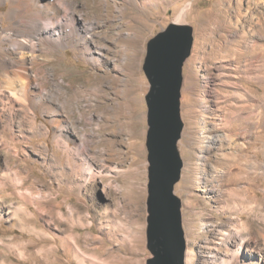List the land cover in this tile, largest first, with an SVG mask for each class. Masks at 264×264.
Segmentation results:
<instances>
[{
	"label": "rangeland",
	"instance_id": "374dc122",
	"mask_svg": "<svg viewBox=\"0 0 264 264\" xmlns=\"http://www.w3.org/2000/svg\"><path fill=\"white\" fill-rule=\"evenodd\" d=\"M83 1L74 0L79 5ZM86 1L90 10L76 9L81 21L85 15L94 19L95 3L101 15L125 10L142 34L135 40L130 38L133 31L129 36L124 32L117 39L119 49L117 40L106 39L107 61L100 65L74 46L49 54L37 48L35 55L43 61L37 84L62 112L58 127L39 100L25 105L0 87V264H146L151 258L146 248L144 100L149 84L142 65L147 42L170 24L193 29L182 70L178 149L183 167L174 187L182 203L185 264H252V256L264 248V23L254 11L256 1ZM222 6L231 16L240 6L241 18L229 20L236 29L230 25L218 33L213 18ZM8 8V3L0 5V12ZM183 8L184 20L175 22ZM262 8L264 12V4ZM102 19L105 27L97 33L117 32ZM115 20L120 33L123 20ZM12 23L2 19L0 30ZM222 34L233 40L235 49L253 46L257 67L241 63L238 72L237 64L221 57L216 45L224 44L218 38ZM199 35L204 38L202 54L195 53ZM133 46L139 51L134 62L129 59ZM7 48L2 42L0 49ZM221 65L227 67L221 70ZM235 82L251 96L235 99ZM208 84L222 94L218 107L224 105L226 111L212 114ZM235 107L238 112L232 115ZM211 124L216 130L207 140ZM137 213L140 228L134 223ZM138 228L141 242L132 238Z\"/></svg>",
	"mask_w": 264,
	"mask_h": 264
},
{
	"label": "bare ground",
	"instance_id": "6f19581e",
	"mask_svg": "<svg viewBox=\"0 0 264 264\" xmlns=\"http://www.w3.org/2000/svg\"><path fill=\"white\" fill-rule=\"evenodd\" d=\"M150 1L152 2L153 0H146L147 3H151ZM224 1L226 2L230 0H223V2ZM255 1L254 11H256L258 17H260L264 23V12L259 10L263 9L262 4H264V0ZM168 2L169 0H161L163 5ZM5 3L9 4V8L4 13L0 12V21L6 18L8 21H13V23L12 27L0 30V45L2 42H5L10 46V49H0V87L8 93L9 98L19 101L25 105H32L33 101L39 100L38 102H40L39 104L41 105L42 111L50 117L54 127H58L59 123L61 124L60 121H62L63 116L59 106L56 107V104L51 101L52 96L48 95L50 92L45 91V89L41 88L42 86L37 84V79L39 78L37 73L43 64V61L38 59L35 55L37 48L40 47L46 54H49L59 48L74 46L78 50L80 48L83 51V54L86 55L94 64L100 65V63H105V61H107V59H105L107 55L103 50L104 47L102 46L106 39L115 41L119 38H123L122 36L125 34L124 32L133 31V37L130 38L138 40L142 34V30L138 31L135 27V18L129 17L125 10H120V12L118 11L117 16L108 13L101 15V8L95 3L91 4H93L99 12L97 10L94 12V19H90L89 15H85L86 18L81 21L80 17L76 13L77 7H80L81 9L83 8V10H90L92 8L88 7V2L86 0L81 2L80 5L75 3L74 0H0V5ZM38 3L44 4L37 5ZM248 3H252L251 0H249ZM110 8L111 6L108 5L107 10ZM186 13L187 9L183 8L177 14L175 22H182ZM230 14L231 12L227 6H222L216 9L213 21L217 25L216 31L218 33L219 31L221 32L226 30L224 27L229 28L230 25L233 24L229 23L231 18H241L240 6H236L234 16H231ZM102 17L106 19L107 22L113 23V29L117 32H112L113 30L110 32L104 31L102 36L100 32L97 33V29L103 26L105 27V25L101 24L103 21ZM115 17L123 20L124 29L120 33L119 22L115 20ZM244 18L248 21L251 17L249 14H246L244 15ZM88 19L93 21H89L90 23H88ZM210 19L212 20V18ZM232 26L233 29H236L237 25ZM243 30L244 29H241L240 32L243 34L246 33ZM127 35L129 36L130 32ZM97 37L99 40L95 41V38ZM218 38L224 40V44L220 42L219 46L216 45V51L220 53L221 57H228L233 61V63L237 64V67H234L238 72L240 69L239 65L241 63H247V65L251 67L254 66V68L257 67L256 62L258 60L257 55L253 53V46L249 48L246 46L239 50L233 48V40H230V38L228 39L226 35H219ZM116 42L117 44L115 47L117 49L122 48L121 42H119V40ZM255 43L256 42H254V44ZM204 47V38L202 35H199L198 41L195 44V53H204ZM251 54L252 56H250ZM129 56L130 61L138 59L139 51L136 46H133V51L130 50ZM194 60L195 58L190 60L191 65H193ZM200 60H202V57ZM133 62L131 64L135 65ZM222 65L221 70H224V68L227 67L226 65H229L230 67L232 64L231 62H228V64L224 66ZM233 78H238V76L233 75ZM245 78L250 79L248 76ZM260 78H263V76L261 77L258 75V79ZM212 86L213 85L211 84L206 86L209 97L211 98L212 96L214 99L213 102H211L212 114H215L214 112H218L219 110L226 111L224 105L221 108L218 107V103L223 102L221 101L223 96L218 90L212 88ZM234 86L235 92L233 93V96L238 101H242L245 97L251 96V93L238 82H235ZM237 112L238 108L235 107L232 115H235ZM231 119H234V116H232ZM256 123L261 125L259 120H257ZM208 130L210 132L206 135L207 140L212 138L211 134L216 130V127L214 124H211ZM247 144L250 145L251 142ZM128 223H131V221H128ZM134 223H136L139 228L141 227L142 223L140 213L138 214V218L134 220ZM116 227L119 229L118 223ZM139 228L138 231L136 230L137 232L131 233L133 235V239L141 242L142 233ZM252 257V264H264V248L260 250L258 256L254 255ZM190 258L191 253L187 250L186 262H188Z\"/></svg>",
	"mask_w": 264,
	"mask_h": 264
},
{
	"label": "water",
	"instance_id": "95a60500",
	"mask_svg": "<svg viewBox=\"0 0 264 264\" xmlns=\"http://www.w3.org/2000/svg\"><path fill=\"white\" fill-rule=\"evenodd\" d=\"M193 29L170 24L146 45L142 71L149 84L146 114V264H185L182 203L175 195L183 162L178 143L183 131V65L190 55Z\"/></svg>",
	"mask_w": 264,
	"mask_h": 264
}]
</instances>
